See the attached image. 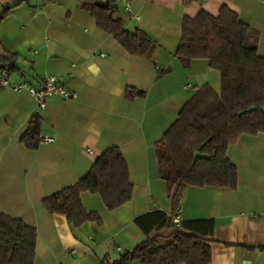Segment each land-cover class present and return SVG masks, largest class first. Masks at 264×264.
Listing matches in <instances>:
<instances>
[{"label":"crops","instance_id":"crops-1","mask_svg":"<svg viewBox=\"0 0 264 264\" xmlns=\"http://www.w3.org/2000/svg\"><path fill=\"white\" fill-rule=\"evenodd\" d=\"M116 3L125 29L141 28L157 44L150 56L129 54L78 0H0V11L13 6L0 21V54H15L13 78L38 87L44 74H53L76 94L51 95L36 111L37 100L27 91L0 89V214L35 228L33 264L114 259L146 238L133 219L155 208L168 218L179 210L182 221H213L209 264H264V132L228 145L237 169L234 188L181 186L173 198L159 177L154 149L197 87L220 92V73L206 59L182 65L176 58L183 18L200 10L217 15L226 5L258 31L264 56V0H130L131 13ZM128 87L145 94L127 98ZM35 114L38 136L53 141L28 148L20 137ZM110 146L126 161L131 199L107 209L98 193L82 192L83 206L99 214L100 224L73 227L65 215L49 213L42 197L77 181Z\"/></svg>","mask_w":264,"mask_h":264},{"label":"trees","instance_id":"trees-1","mask_svg":"<svg viewBox=\"0 0 264 264\" xmlns=\"http://www.w3.org/2000/svg\"><path fill=\"white\" fill-rule=\"evenodd\" d=\"M44 2L53 0H43ZM89 11L96 25L131 55L150 56L157 44L141 28L125 29L116 15V0H78ZM12 5L0 11V21ZM258 31L243 22L236 12L223 5L217 15L200 10L185 16L175 50L182 65L193 59H206L220 73V92L204 84L197 87L178 110L174 122L155 143L159 177L166 182L173 198L181 186L228 187L237 183V169L228 158L229 144L243 134L264 132V56L257 50ZM14 53L0 54L2 67L13 70ZM145 91L128 87L127 98L144 96ZM39 118L35 114L20 140L28 148L38 143ZM98 193L107 209L128 202L133 194L126 161L117 146L104 149L77 181L42 197L49 213H59L77 227L86 221L101 223L96 211L81 202L82 192ZM133 222L146 238L114 259L99 264H209L208 236L211 219H193L172 225L159 208L136 215ZM167 235L152 234L163 227ZM36 230L21 219L0 214V264H33Z\"/></svg>","mask_w":264,"mask_h":264},{"label":"built area","instance_id":"built-area-1","mask_svg":"<svg viewBox=\"0 0 264 264\" xmlns=\"http://www.w3.org/2000/svg\"><path fill=\"white\" fill-rule=\"evenodd\" d=\"M124 5L126 11L131 13V4L130 0H121ZM157 70L159 69L156 66ZM189 84H185L184 88H188ZM9 88L13 91H27L30 95H32L37 100L36 111L42 109L45 106V100L47 97L51 95H57L64 99L74 98L76 96L75 92L70 90L64 84L60 83L57 77L53 74H44L40 78V84L38 87H34L33 85L25 82L15 80L9 69L0 67V89ZM53 141V138L48 135H39L38 143H50ZM181 214L180 211H176L172 215H170V221L173 226L179 227L181 223ZM136 264V263H132Z\"/></svg>","mask_w":264,"mask_h":264},{"label":"water","instance_id":"water-1","mask_svg":"<svg viewBox=\"0 0 264 264\" xmlns=\"http://www.w3.org/2000/svg\"><path fill=\"white\" fill-rule=\"evenodd\" d=\"M98 1H100V2H102V3L106 2V0H98Z\"/></svg>","mask_w":264,"mask_h":264}]
</instances>
